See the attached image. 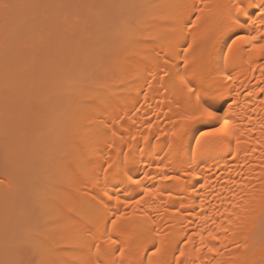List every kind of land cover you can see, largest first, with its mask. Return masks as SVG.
Returning <instances> with one entry per match:
<instances>
[{
	"label": "bare ground",
	"instance_id": "6f19581e",
	"mask_svg": "<svg viewBox=\"0 0 264 264\" xmlns=\"http://www.w3.org/2000/svg\"><path fill=\"white\" fill-rule=\"evenodd\" d=\"M261 2L237 13L233 0H0L41 5L0 7V262L84 264L96 259L95 242L73 236L99 235L103 225L121 241L102 245L114 252L101 256L105 264H259L264 54L252 44H264ZM60 4L80 7H48ZM162 14L170 19H154ZM152 25L165 39L147 38ZM197 97L235 126L222 143H196L219 121L182 126ZM249 207L252 230L233 235L228 214ZM16 233L27 254L16 251ZM201 236L218 252L201 247Z\"/></svg>",
	"mask_w": 264,
	"mask_h": 264
},
{
	"label": "snow or ice",
	"instance_id": "6c2138e0",
	"mask_svg": "<svg viewBox=\"0 0 264 264\" xmlns=\"http://www.w3.org/2000/svg\"><path fill=\"white\" fill-rule=\"evenodd\" d=\"M255 3V0H249V3H245V0H233V5L232 7H234L235 11L237 13H241L247 10V7L250 6V4ZM41 5L38 4H17V5H11L8 3H3L0 4V7H3L4 9H8L11 7H19V8H23V7H40ZM119 5H115V4H103V5H99V7H104V8H111V7H117ZM48 7H80V5L77 4H60V5H48ZM260 13L261 19L262 21H264V2H261L259 4V7L257 9ZM154 19L156 20H168L170 19V15L169 14H162L159 15L157 17H155ZM254 23V22H253ZM240 27H244V25H239ZM153 31H150L148 33V37L150 39L153 40H163L165 39V34L162 33L161 31H159V27L157 25H152ZM259 38H264V33H260ZM239 40L241 41H250V42H255L258 39V36H250V37H238ZM236 41H233V44H235ZM192 47L191 44L188 45V48H185L184 51L185 53L188 52V50ZM231 51V47L229 49ZM252 51L254 52H258V53H262L264 54V44H252ZM225 61L227 63V58H225ZM185 63H187V59H185ZM190 84V82H189ZM186 87L188 88V93L189 95H194L195 94V90L193 87L186 85ZM260 93L264 94V88H259L258 89ZM93 95H95L93 93ZM247 95L252 96L253 93L249 92L247 93ZM262 103H264V101H262ZM202 118H207L209 120H216L219 121V126L218 127H213L210 131H202L199 133V136L196 137V143L197 145L201 144V140L204 138H212L213 140L217 141V142H223V139L225 137H230V132L229 129L235 127L234 125H232L230 123V121L228 119L222 118L220 116H218L217 112L215 110H213L211 104L209 103H201L200 97H197L196 100V105L193 107L191 106V104L189 105V107L186 109L185 114L181 117V122H182V126L184 123L186 122H194L196 120L202 119ZM175 135V133H173ZM113 135H115V132H113ZM87 141V135L82 134V135H78L72 142L71 147L73 149H77L79 148L80 144L84 143ZM241 143V141L237 138L236 139V144L239 146V144ZM71 153H66V155H70ZM233 155H235V153H233ZM160 179L162 181H168L170 179H172V177L168 176V175H161ZM150 189H145V192L148 193L150 192ZM167 194L169 196L172 195L171 192H167ZM139 201H137L138 203ZM233 207H239V205H233ZM260 208H261V213H260V219L262 221V227H264V197L261 198V202H260ZM74 211L73 207H68L67 208V212L71 213ZM243 212H245V215H239L236 213H229L228 215L230 217L235 216L236 217V221L237 223L233 225V221L231 219H229L227 221L228 224L233 225V235H239L241 232H248L250 230H252L254 223L257 219L256 216L252 215L251 213L255 212V208L254 207H249V208H244L242 209ZM105 219H107V217H105ZM126 219L125 215L123 213H121L120 215L116 216L115 219H113L111 221V224L113 226V231H120V228L118 227V222L121 220ZM215 223V222H214ZM217 229L218 230H222L224 232H228L229 229L228 228H222V225H217ZM104 231H106V229L104 228L103 225L100 226V234L97 235L96 233H92V232H88V233H84V232H76L73 236L74 239L77 240H83L85 238V236H91L95 242V246H96V250H97V257L94 260H88L86 262H84V264H105V261L101 258V256H107V255H113L114 256V252H111L110 249H106V248H102L103 244H108L110 246H115V245H119L121 243L120 240L118 239H114L112 237V235L109 233L108 236H104L103 233ZM208 237L213 240V241H219L220 237L212 232L208 233ZM191 240V237L188 238V240L185 241V243H188ZM14 241H15V249L16 251L21 254H27L30 251V244L27 240H25V238L23 237L22 234L20 233H16L14 235ZM233 243H235V241H233ZM262 244H264V241H262ZM201 247H207L208 248V252L210 253H217L218 250L215 247H210L207 246L206 244H204V237L201 236ZM235 247L237 249L241 248V245L239 243H235ZM243 247L247 250L248 249V245L245 244L243 245ZM119 254L121 256L124 255L125 249L124 247H119L118 249ZM160 248H156V252H159ZM197 252L200 251V248L196 249ZM156 253H153V255H155ZM184 255L183 250L180 251L179 255L176 256V260L179 262L180 258ZM0 264H48L47 261L44 260H40V261H36V260H30V261H25V260H15V261H8L5 260L3 262H0ZM110 264H117V261L115 259H113ZM240 264H256V262H250L248 259H242ZM259 264H264V257H262V259L259 261Z\"/></svg>",
	"mask_w": 264,
	"mask_h": 264
},
{
	"label": "rangeland",
	"instance_id": "374dc122",
	"mask_svg": "<svg viewBox=\"0 0 264 264\" xmlns=\"http://www.w3.org/2000/svg\"><path fill=\"white\" fill-rule=\"evenodd\" d=\"M73 13V12H72ZM76 13V12H75ZM40 14V13H39ZM79 14H80V12H79ZM84 13H82V15H83ZM66 15V14H65ZM77 15V14H76ZM75 16V15H74ZM73 16V18H74V21H75V23L77 22V24H78V21H76V20H78L79 19V17L77 16V17H74ZM72 17V16H71ZM69 18H70V15H69ZM73 18L71 19V20H73ZM67 20H69V19H67ZM71 20H70V22H71ZM68 24H69V22H67Z\"/></svg>",
	"mask_w": 264,
	"mask_h": 264
}]
</instances>
